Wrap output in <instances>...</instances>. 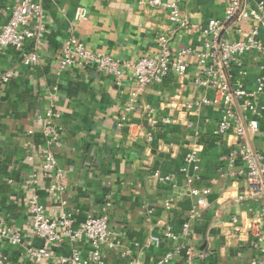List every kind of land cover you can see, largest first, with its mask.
<instances>
[{"label": "crops", "instance_id": "0c3cea01", "mask_svg": "<svg viewBox=\"0 0 264 264\" xmlns=\"http://www.w3.org/2000/svg\"><path fill=\"white\" fill-rule=\"evenodd\" d=\"M19 0H0V31L8 21L12 7ZM150 0H42L46 11L47 31L36 51L39 60L26 65L14 47L0 53V226L22 234L24 246L0 240V253L19 264H59V257L69 255L73 246L61 242L51 248V257L35 263L26 254V246L41 247L30 224L29 198L34 187L51 217L72 213L77 223L89 213H100L108 200L113 247L105 249L106 264H153L173 242L163 233L164 202L172 198L168 222L181 234L182 223L196 203L187 183L185 156L196 149L200 158L197 186L209 187L207 207L196 224V232L178 242L179 252L169 264H186L187 246L197 253L208 251L202 264H248L255 255L243 233L250 231L262 198L237 203L231 199L244 191L246 182L235 174L243 168L238 159L230 166L227 156L236 144L231 132L218 134L222 104L203 105L190 110L186 104L203 96L214 98V90L194 82L199 73L196 53L187 57L185 79L171 73L161 83H153L141 94L132 111H127L136 80L127 70L122 81L93 68L71 66L59 70V58L65 40L75 35L92 50L122 61H137L158 51L157 37L170 25L169 11L152 7ZM173 2L175 0H164ZM259 0H244L255 6ZM183 14L198 25L188 33L179 31L171 46L203 49L204 29L211 18L223 17L225 0H179ZM87 8V18L75 19L76 8ZM251 23H239L246 32ZM232 36L241 34L232 32ZM34 43L28 41L26 50ZM246 75L234 67L230 84L242 82L249 92L256 89L264 56L256 51L242 57ZM12 72L9 81L3 77ZM218 98L220 96L218 95ZM260 127H246L250 145L264 150V93L256 94ZM61 113L48 120L58 129L61 144L54 147L60 167L66 174V189L49 194L47 179L42 176L44 150L48 147L45 133L47 111L51 104ZM149 109L159 121L148 122ZM236 110L243 113L240 104ZM168 118V123L163 122ZM248 124V121H247ZM193 172V171H191ZM38 174L37 184L27 185L28 178ZM171 176V182L161 177ZM224 198V199H223ZM226 198V199H225ZM62 200L67 204L61 205ZM240 217L242 230L231 234L227 221ZM242 235V236H241ZM153 237H158V242ZM151 240V241H150ZM84 248L86 243L81 244Z\"/></svg>", "mask_w": 264, "mask_h": 264}, {"label": "built area", "instance_id": "2783aa9c", "mask_svg": "<svg viewBox=\"0 0 264 264\" xmlns=\"http://www.w3.org/2000/svg\"><path fill=\"white\" fill-rule=\"evenodd\" d=\"M152 7H160L169 11L170 25L166 31L157 37L158 51L152 55L140 57L137 61H122L111 55L88 49L75 35L69 36L62 45V53L59 58V70L63 71L71 66L81 69L93 68L99 72L113 75L122 81L127 70H130L136 80L135 89L131 93L127 111H132L135 103L147 87L153 83H161L171 73L177 74L180 79H185L188 70L187 57L196 53L199 61V73L194 82L205 89L214 90V98L203 96L197 98L186 106L190 110L197 111L203 105H211L215 102L222 104V113L218 122V134L226 137L231 132L236 136V144L227 156L230 166H234L236 160L243 162V168L235 173L246 182L244 191L231 199L237 203L247 200L262 198L264 201V150L254 149L247 138L246 127L258 131L260 123L250 114H258L259 107L255 103L256 94L264 93V63L261 65V74L256 82V89L249 92L238 82L236 86L230 84L229 72L237 67L240 75H246L242 57L256 51L264 56V0H259L255 6H248L244 0H225L223 17L211 18L207 28L204 29L203 49L196 50L192 46L174 49L171 40L176 33H186L198 29V25L186 17L179 0L166 2L164 0H150ZM87 8L79 5L75 11V19L81 21L87 18ZM46 11L42 0H19L13 7L8 21L0 31V53L8 47H14L22 54V61L26 65H34L39 60L36 51L47 31ZM239 23H251L248 31L243 32L237 25ZM232 32L241 34L240 37L232 36ZM28 41H33L32 50L27 51ZM12 72H7L3 79L9 81ZM218 95L220 98H218ZM240 104L243 113L236 110ZM149 109L148 122L156 127L159 121ZM61 113L55 109L52 103L47 111L45 133L48 136V147L44 150L41 165L42 176L47 179L46 189L49 194H61L66 189V174L59 166L54 147L61 144L58 137L59 127H55L48 120L60 118ZM170 120L164 118L163 122ZM248 121V124H247ZM59 128V129H58ZM187 183L191 186L190 193L196 198V203L190 209L186 220L182 223L181 234L175 233L168 222L169 210L173 207V199L164 202V215L161 221L165 225L164 237L173 242L172 248L167 250L153 264H169L172 258L179 252L177 246L182 239H187L196 232V224L202 219L203 211L207 207V195L211 192L209 187L197 186L200 182L198 171L200 158L196 149H191L185 156ZM193 171V172H191ZM165 182H171V176L161 177ZM38 174L27 179V185L37 184ZM224 199V198H223ZM226 199V198H225ZM67 202L62 200L61 205ZM30 224L35 236L43 241L41 247L26 246V254L35 263L42 262L51 257V248L61 242H69L73 246L69 255L59 257V264H106L104 259L105 249H111L112 228L110 221V209L113 205L108 200L100 213H89L82 222L77 223L72 213L62 212L58 217H51L47 213L46 206L40 201V194L36 187L29 198ZM254 221L249 225L250 231L245 234V240L249 242L255 255L248 264H264V202L256 211ZM227 225L231 234H238L242 230L240 217L231 215ZM242 236V235H241ZM158 242V237H153ZM0 240L14 246H24L21 233L5 225L0 226ZM151 241V240H150ZM86 243L84 248L81 244ZM209 256L208 251L197 253L194 247L187 246L186 264H202ZM0 264H19L12 261L7 255L0 253ZM130 264H140L138 259Z\"/></svg>", "mask_w": 264, "mask_h": 264}]
</instances>
